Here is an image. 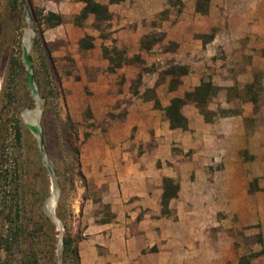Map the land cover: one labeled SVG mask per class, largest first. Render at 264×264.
Returning <instances> with one entry per match:
<instances>
[{"label": "rangeland", "instance_id": "374dc122", "mask_svg": "<svg viewBox=\"0 0 264 264\" xmlns=\"http://www.w3.org/2000/svg\"><path fill=\"white\" fill-rule=\"evenodd\" d=\"M222 4L220 6V0H199L201 13H198L178 0L167 3L170 7L168 13L148 15L153 18L148 23L156 29L146 36L145 43L163 37L162 19L167 26L178 22L195 26L189 29L190 32L196 31L192 34L194 39L199 37L201 30H206L208 36L219 34L217 40L205 48L204 70L206 80L217 82L221 78L228 84L222 86L210 106L217 107L219 114H222L219 109L229 107V114H233L241 108L235 99L237 96L244 101L248 97L255 98V116L246 123L262 139L264 0H223ZM211 6L217 7L218 11L211 12ZM49 9H54V5L46 0H0V264H63L61 239L66 230L72 236L80 237L79 256L80 246L84 253L83 259L80 256V264H264V157L259 158L256 153L262 141L255 142L254 152L249 149L239 152L236 163L253 165L247 174V178L253 177V180L248 189L240 183L236 204L221 205L218 202V196L225 190L212 186L214 168L208 177L187 172L181 175L185 179L184 203L179 204L177 200L168 216L153 215L152 221L143 223L145 229L155 231L160 243H164L162 252H158L156 244L143 248L124 244V240L133 241L143 213L150 209L138 211L134 220H130V214L126 213L124 221H113L111 205L103 200L107 186L99 187L88 179L84 164L93 160L92 150L101 149V139L93 145L94 148L88 146L89 140L94 135L106 133L110 125L107 118L94 119L88 107L72 109V89L76 96L77 92L86 95L91 92L78 84L77 52L70 41H46L44 38V31L55 23V18L47 16ZM88 21L85 19L83 23L86 25ZM69 22L72 19L65 21ZM253 23L257 25L258 33L254 40L243 38L244 29H229L232 25L240 28ZM105 25L104 22L103 32ZM25 31L31 42L28 56L37 101L31 95L22 62ZM183 33V30L178 31L181 37H184ZM173 45L170 43L166 47L172 49ZM250 65L252 72L247 70ZM252 74L256 84L248 93L246 83ZM36 107L40 110V118L37 110L30 111ZM25 108L29 109L23 114L27 125L39 119L44 154L53 180L42 161L37 138L21 120ZM184 157L192 159V152ZM217 163L216 169L223 168L222 162ZM127 173L132 174L129 167ZM240 175L242 171L233 175L231 194L234 199L237 196L235 183ZM260 183L263 187L259 186ZM52 185L58 193L54 213L59 225L43 209ZM246 196L250 198L244 199ZM133 201L131 199L126 205ZM127 209L128 213L137 211L136 206ZM45 218L50 222V228H47ZM154 219L163 221L156 225ZM102 224L109 225L103 232L96 231ZM11 233L16 234V240L8 252L1 240ZM172 233L180 234H174L177 237L173 240L169 238ZM101 234L104 237L100 240L110 242V248L93 242L97 238H89ZM163 234L167 238H162ZM170 239L172 245L167 246ZM146 240L149 244L152 239ZM154 253L159 256L150 258Z\"/></svg>", "mask_w": 264, "mask_h": 264}, {"label": "crops", "instance_id": "0c3cea01", "mask_svg": "<svg viewBox=\"0 0 264 264\" xmlns=\"http://www.w3.org/2000/svg\"><path fill=\"white\" fill-rule=\"evenodd\" d=\"M46 1L54 5V9L49 10L58 13L62 23L44 31V38L46 41L54 39L70 41L77 52L75 60L80 69L78 84L86 86L91 92L89 95L77 92V97L72 89L70 96L72 109L83 110L88 107L94 119L107 118L110 125L106 133L101 136L94 135L89 140L88 146L94 148L93 145L101 139V149L92 150L93 160L84 164L88 179L93 180L99 187L103 184L107 186L103 200L111 205L113 221H124L126 213L130 214V220H134L138 211L150 209L143 213L138 225L139 231L133 237V241L124 240V244L135 248L153 247L156 244L158 252H162L164 243H160L155 231L145 229L143 223L152 221L153 215H161L160 199L164 178H171L179 185L177 197L170 200L169 209L177 200L180 201L179 204L184 203L185 179L181 175L194 172L208 177L212 173V168L215 173L212 186L226 192L218 196V202L221 205L236 204L239 201L240 183L248 189L253 180V177L247 178L248 171L253 165H237L239 152L247 149L254 152L255 142L262 141V146L256 153L259 158H263L264 135L259 139V133L253 132L246 123L249 118L255 116V98L248 97V100L244 101L237 96L235 99L241 108L233 114H229V107L219 109L222 112L219 114L217 107L210 106L211 100L223 89L222 86L228 84L221 78H218L217 82H213V79L206 80L204 70L205 48H209L219 34L204 42L203 35H206V30H201L199 37L194 39L192 34L196 31L190 32L189 29H194L195 26L183 22L167 26L162 19L163 37L144 45L142 42L146 36L151 35L156 29V26L154 28L148 23L153 19L148 15H162L165 10L168 13L170 7L167 3H171L169 0H124L118 4H110L108 0L103 2L97 0L106 5L111 14V19L105 22L104 32L102 26L101 29L93 26L92 15L88 16L89 21L86 25L74 23V17L84 6L82 2ZM178 1L184 3L187 8L201 13L196 9L197 0ZM222 3L223 0H220V6H223ZM209 10L218 11L217 7L215 9L212 6ZM68 19H72V22L65 23ZM236 26L232 25L229 29L246 30V33L242 34L243 38L254 40L255 34H258L257 25L254 23L240 28ZM180 30L184 31L182 34L184 37L178 34ZM86 36L90 37L92 47L80 46V42ZM170 43L174 44L172 49L166 47ZM177 66L184 67L186 72L184 74H178V71L168 72L170 68ZM247 70L252 72V65L247 66ZM249 78L246 89L251 93L256 81L253 74ZM174 79L178 81L176 85L172 84ZM202 82H210L214 88L203 112L194 101H187L180 108L186 119L187 128H171L165 112L166 107L172 99L183 98L186 92L193 91ZM223 91L226 92L225 88ZM225 104L228 106L227 102ZM119 140L123 141V144H120ZM190 151L192 159H187L184 155ZM217 162L224 165L220 170L216 169ZM127 167L132 174L127 173ZM236 171H242V175L235 183L237 196L234 199L231 188ZM259 186L263 187L261 183ZM131 199L134 201L126 205ZM135 206L137 211L128 213L127 208ZM178 219L180 220V217ZM162 221L163 219H154L156 225H160ZM108 225H99L96 231L103 232ZM174 226L177 228L178 224ZM174 234L172 233L169 238L174 240L180 233H176L177 236ZM103 237L101 234L89 238H97L93 242L105 244L110 248V242L100 240ZM122 238L125 239V236L122 235ZM147 238L152 239L151 243L148 244ZM162 238L167 237L163 234ZM169 244L172 245V239L167 240V246H170ZM83 255L80 246L82 259ZM157 256L159 253L158 255L154 253L150 258L154 259Z\"/></svg>", "mask_w": 264, "mask_h": 264}, {"label": "trees", "instance_id": "16d2710c", "mask_svg": "<svg viewBox=\"0 0 264 264\" xmlns=\"http://www.w3.org/2000/svg\"><path fill=\"white\" fill-rule=\"evenodd\" d=\"M76 1L82 2L84 4L80 13L76 15L73 19L76 25H81L83 21L88 18L89 15H92L94 17L93 26L95 28L101 29L102 24L111 19V14L109 13L107 6L99 3L97 0H76ZM123 1L124 0H108L110 4H118ZM169 2H173V0H169ZM196 9L198 11H201L199 0H197ZM164 13H166V10L162 12V14ZM47 16L55 18V23L50 24L48 28L60 25L62 23V18L60 15L50 12L47 14ZM203 36H204L203 37L204 42L205 40L207 41L213 38L212 35L209 36L203 35ZM89 39L90 37L88 36L84 37L80 42V46L86 48L92 47V44L90 42H87V40ZM159 39L160 38H157L156 40ZM142 44L148 45L149 43L148 44L145 43V39H144ZM176 71H178V74H184L186 72V69L184 67L177 66V67H172L168 70V72H172V73H175ZM177 83L178 81L175 79L174 81H172V84L174 85H176ZM211 90H213V88L210 82H202L193 91L186 92L183 98L172 99L169 106H167L165 109L166 115L170 120V127L171 128L179 127L186 129L187 123H186V119L180 112L181 106L187 101H194L198 106L199 110L203 112V108L207 103L208 99L210 98V95L212 94ZM162 189H163V193L160 199L161 215L168 216L170 214L169 202L171 199L177 197L179 191V185L171 178H164L162 181ZM45 223L47 225V228H50V222L48 221L47 218H45ZM41 228L42 227H40V229ZM15 240H16L15 233L13 234L11 233L10 235L3 237L1 242L4 250L10 252L13 245L15 244ZM79 242H80L79 236H72L69 233V231L67 232L66 230V233L62 236L61 239L63 264H80V256L78 250Z\"/></svg>", "mask_w": 264, "mask_h": 264}, {"label": "water", "instance_id": "95a60500", "mask_svg": "<svg viewBox=\"0 0 264 264\" xmlns=\"http://www.w3.org/2000/svg\"><path fill=\"white\" fill-rule=\"evenodd\" d=\"M30 47H31L30 37L27 35V32L25 31L23 34V40H22V51H23L22 52V62L26 68L27 83H28L29 88L31 89V95H32L33 99L35 101H37L38 100L37 88L33 82L31 63H30V59L28 56ZM28 110L29 109H26V108L22 110L21 116H20L21 120H22L24 126H26L28 128V130L37 138L38 143H39V148L41 151V155H42V161H43L44 165H46V167L48 168L50 177L53 180L52 170L48 166L46 158H45V154H44L43 143H42V139H41V131H40V126H39V119H37L36 123H31V125L30 124L27 125V123L25 122V120L23 118L24 112L28 111ZM32 110H37L39 112V118H40V110L37 107L34 109H30V111H32ZM57 197H58L57 189L52 185L50 192H49V195L43 203V209H44L45 213L47 214V216L56 225H59L60 221L55 216V213H54V207H55V202H56ZM61 249H62V245H61Z\"/></svg>", "mask_w": 264, "mask_h": 264}, {"label": "bare ground", "instance_id": "6f19581e", "mask_svg": "<svg viewBox=\"0 0 264 264\" xmlns=\"http://www.w3.org/2000/svg\"><path fill=\"white\" fill-rule=\"evenodd\" d=\"M32 123V122H31Z\"/></svg>", "mask_w": 264, "mask_h": 264}]
</instances>
